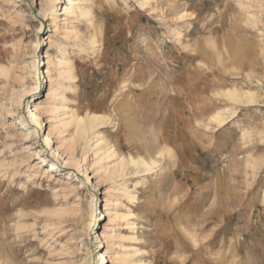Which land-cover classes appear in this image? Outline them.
<instances>
[{"label":"rangeland","instance_id":"obj_1","mask_svg":"<svg viewBox=\"0 0 264 264\" xmlns=\"http://www.w3.org/2000/svg\"><path fill=\"white\" fill-rule=\"evenodd\" d=\"M71 1L0 0V264H264V0Z\"/></svg>","mask_w":264,"mask_h":264},{"label":"bare ground","instance_id":"obj_2","mask_svg":"<svg viewBox=\"0 0 264 264\" xmlns=\"http://www.w3.org/2000/svg\"><path fill=\"white\" fill-rule=\"evenodd\" d=\"M54 0H49V2L50 3H52ZM62 2H64V4L66 5V2H70V3H72L73 1H67V0H61V3ZM61 9H63V7L61 8ZM79 11V13H80V15H85V11L84 10H82V9H78ZM57 19V18H56ZM55 19V20H56ZM45 58L46 59H48L49 58V56H45ZM68 62H64L63 63V65H66ZM223 115H221V114H217L215 117H213L212 119H213V121L214 122H217V123H223V117H222ZM32 118H33V121H37L39 118H40V115H39V113H38V111H36L34 114H33V116H32ZM99 119H100V117H98L97 115H92L91 117H87V118H83V117H78V118H73V120H75V122L77 123V126H78V129H77V134L78 135H88V134H86V133H88V131L89 130H93L94 128H96L97 127V122H99ZM102 120V119H101ZM22 124L23 125H25V123L24 122H22ZM81 133V134H80ZM49 140V139H48ZM114 157H117L118 158V160H119V165H122L123 166V164L125 163V159H123V158H121V157H119V155L117 154V152H116V150H114ZM47 163V160L46 159H43L42 161H41V164L42 165H45ZM155 164V162H152V163H147L146 161H143V159H140V160H137V159H135V158H130V165H134V166H139V165H143L147 170L148 169H150L151 167H152V165H154ZM126 165V164H125ZM133 166V167H134ZM50 167L52 168V169H54V168H58V166L56 165V163H51L50 164ZM138 168V167H137ZM128 169V168H127ZM122 170V169H121ZM117 174V173H116ZM121 175V174H120ZM88 178V182L90 181V178H89V176L87 177ZM109 206V202L107 203V205H106V207H108ZM106 210H108V209H106ZM109 214V213H108ZM105 216V215H104ZM128 216H133L132 214H123V215H120V214H118V217H121V218H126V217H128ZM129 228H132V229H134V228H136L135 227V225L134 224H129ZM137 252V251H136ZM139 252V251H138ZM103 258V260H105L106 259V257H102Z\"/></svg>","mask_w":264,"mask_h":264}]
</instances>
